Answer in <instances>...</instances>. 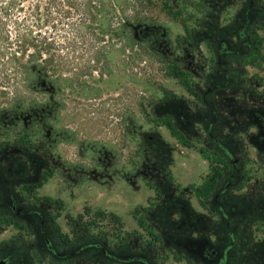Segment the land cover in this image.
<instances>
[{
  "label": "rangeland",
  "instance_id": "rangeland-1",
  "mask_svg": "<svg viewBox=\"0 0 264 264\" xmlns=\"http://www.w3.org/2000/svg\"><path fill=\"white\" fill-rule=\"evenodd\" d=\"M247 1L118 0L137 43L127 33L108 57L109 73L102 80L94 74L92 87L75 90L58 115L41 120L40 131L23 129L36 120L4 119L0 96L1 164L36 176L27 197L43 205L45 196L60 200L51 207L69 239L94 240L117 255L139 252L154 264H204L187 245L218 246L217 236L225 235L212 201L215 179L237 182L238 173L226 158L215 167L201 96L221 78L219 40L233 43ZM257 6L254 53L232 58L228 85L212 97L216 132L241 162L240 182L224 203L243 211L230 264H264V136L257 127L264 122V0ZM24 133L33 135L22 139ZM43 155L46 172L36 175ZM8 219L0 217V257L7 254ZM95 253L79 264H118Z\"/></svg>",
  "mask_w": 264,
  "mask_h": 264
},
{
  "label": "trees",
  "instance_id": "trees-1",
  "mask_svg": "<svg viewBox=\"0 0 264 264\" xmlns=\"http://www.w3.org/2000/svg\"><path fill=\"white\" fill-rule=\"evenodd\" d=\"M120 6L118 0H0L4 119L36 120L23 129L40 131L41 120L58 115L75 90L92 87L94 74L102 80L126 34L137 43Z\"/></svg>",
  "mask_w": 264,
  "mask_h": 264
},
{
  "label": "flooded vegetation",
  "instance_id": "flooded-vegetation-1",
  "mask_svg": "<svg viewBox=\"0 0 264 264\" xmlns=\"http://www.w3.org/2000/svg\"><path fill=\"white\" fill-rule=\"evenodd\" d=\"M259 0H248L242 11L241 21L236 24L233 37V43H228L226 38H220L215 63L221 72L219 80H212L206 90L202 93V102L204 107L208 109L206 120L202 123L206 139L204 142L210 144L212 148V156L217 162L215 166L222 168L223 159L229 160L238 173V181L235 182L228 175L225 177L221 174L215 179L213 191L214 210L221 217L224 232L222 236H217L216 242L218 246L214 247L211 242L197 240L189 243L186 247L190 256L197 258L204 264H230L234 259V253L238 245V234L240 228V220L236 218L243 211L239 209L235 203L230 200L229 208H225L224 203L227 200L228 191L234 186H238L241 179V162L235 157L229 147L222 141L216 132L219 124V114L213 104V95L228 85V75L231 72L230 63L232 58H243L254 53V40L257 39L258 31L256 24L259 22L260 9L258 8ZM191 122L189 128L191 127ZM264 136V122L259 124ZM202 131V130H201ZM199 138L198 135L195 136ZM44 162L38 166L41 176L46 172L44 167L47 165L46 156L43 155ZM32 162L35 164L36 159ZM43 171V172H42ZM42 172V174H41ZM18 171L14 167H4L0 160V217L8 219L9 237L4 243L6 246V255L0 257V263L3 264H79L80 256L87 254L95 259V252L98 256L104 255L112 262L118 264H154L150 258L142 253L130 252L121 249L117 255L114 251L105 245L88 240L87 242L77 243L75 240L69 239L63 232L59 230L57 225V213L52 210L51 205L59 199L45 196V205L38 203L35 195L26 196L23 194L31 185H35L36 176L31 178L20 177ZM40 176V177H41ZM41 184V183H40ZM43 183L40 185L39 188ZM23 186V189L19 187ZM34 189V188H33ZM57 205V204H56ZM58 213L60 210H57ZM263 212V210H262ZM232 219H235L232 222ZM89 259H92L88 257ZM94 260H87L93 262Z\"/></svg>",
  "mask_w": 264,
  "mask_h": 264
},
{
  "label": "water",
  "instance_id": "water-1",
  "mask_svg": "<svg viewBox=\"0 0 264 264\" xmlns=\"http://www.w3.org/2000/svg\"><path fill=\"white\" fill-rule=\"evenodd\" d=\"M0 264H3V263H0Z\"/></svg>",
  "mask_w": 264,
  "mask_h": 264
}]
</instances>
